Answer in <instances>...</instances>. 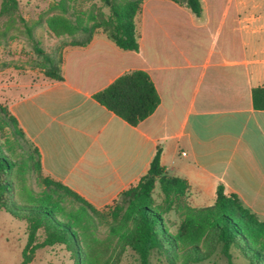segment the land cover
<instances>
[{"label": "crops", "instance_id": "1", "mask_svg": "<svg viewBox=\"0 0 264 264\" xmlns=\"http://www.w3.org/2000/svg\"><path fill=\"white\" fill-rule=\"evenodd\" d=\"M200 1L196 15L173 0H143L137 51L97 30L64 45L62 80L9 84L0 103L38 148L43 175L100 209L137 183L160 147L166 172L187 180L192 206L213 204L221 184L264 220V110L252 103V89L264 87V0ZM137 69L160 103L131 125L93 94Z\"/></svg>", "mask_w": 264, "mask_h": 264}, {"label": "trees", "instance_id": "2", "mask_svg": "<svg viewBox=\"0 0 264 264\" xmlns=\"http://www.w3.org/2000/svg\"><path fill=\"white\" fill-rule=\"evenodd\" d=\"M81 1L58 0L50 8L58 12L32 23L19 18L24 34L42 56L39 66L48 78L62 80L63 76L58 60L36 44L34 28L41 24L55 37L83 34L65 45L85 44L101 30L119 48L138 50L134 17L143 0H100L98 12L94 4L89 9L74 6ZM173 1L196 15L202 12L200 0ZM18 9L19 0L0 2V16ZM9 31L7 25L0 28V44L13 37ZM93 98L131 125L148 117L160 103L153 81L141 69L122 73ZM252 103L255 109L264 110V87L252 89ZM160 154L158 147L137 183L99 209L62 182L43 175L38 148L8 107L0 103V211L26 223L19 264L30 263L36 249L56 244L72 253L75 264H118L127 252L137 264H152L153 254L168 264H191L205 260L217 248L232 263V247L240 251L247 264H264V220L237 194L225 193L221 184L213 204L192 206L187 180L169 175ZM33 175L38 190L30 184ZM156 187L159 202L153 196ZM100 226L106 229L104 237L99 236Z\"/></svg>", "mask_w": 264, "mask_h": 264}, {"label": "rangeland", "instance_id": "3", "mask_svg": "<svg viewBox=\"0 0 264 264\" xmlns=\"http://www.w3.org/2000/svg\"><path fill=\"white\" fill-rule=\"evenodd\" d=\"M58 0H19V9L11 15L0 16V28L5 25L9 27V34L13 37L2 41L0 44V101L4 102L6 89L9 84H25L35 82L39 77L44 76L39 63L42 56L35 50V45L26 37L20 17L28 23H32L39 17L45 18L56 10H50ZM1 2V0H0ZM94 4V11L98 12L102 3L100 0H86L75 4L78 9H89ZM107 12V8L103 7ZM71 11V10H70ZM34 38L37 46L47 54L54 56L56 61L64 45L73 39H81L83 34L74 37L62 36L55 37L47 31L45 24L34 28ZM29 88H21L19 93H25ZM30 184L38 190L40 186L36 179L30 178ZM155 201L159 202L161 195L158 187L153 192ZM26 223L12 217L5 211H0V264H19L21 261V251L26 242ZM104 226L99 227V236H105ZM41 234H39V239ZM232 260L230 263L227 258L217 248L205 260L191 264H247L240 251L232 247ZM152 264H168L164 259L158 258L156 254L151 256ZM28 264H75L72 253L64 246L56 244L52 247H42L36 249L33 260ZM118 264H137L130 252L120 260Z\"/></svg>", "mask_w": 264, "mask_h": 264}]
</instances>
